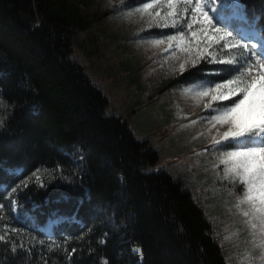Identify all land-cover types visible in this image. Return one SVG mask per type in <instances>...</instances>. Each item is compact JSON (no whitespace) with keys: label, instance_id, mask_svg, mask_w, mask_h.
<instances>
[{"label":"trees","instance_id":"1","mask_svg":"<svg viewBox=\"0 0 264 264\" xmlns=\"http://www.w3.org/2000/svg\"><path fill=\"white\" fill-rule=\"evenodd\" d=\"M240 1L264 32V0ZM89 3L0 0V199L15 193L21 205L0 210V234L20 253L0 241V264H227L193 193L147 172L159 152L106 114L108 97L71 58L75 34L92 24ZM196 69L169 84L221 75Z\"/></svg>","mask_w":264,"mask_h":264},{"label":"rangeland","instance_id":"2","mask_svg":"<svg viewBox=\"0 0 264 264\" xmlns=\"http://www.w3.org/2000/svg\"><path fill=\"white\" fill-rule=\"evenodd\" d=\"M150 2L90 0L88 6L81 5L92 24L75 34L71 58L84 66L93 84L108 97L106 114L125 113L126 119L131 118L127 120L136 137L148 140L159 152V161L147 172L165 171L193 193L213 223L212 235L221 245L227 264H264V205L259 189H253V200H249L248 184L229 159L231 149L215 144L226 126L213 117L223 110L220 105L229 101L213 102L212 109L205 107L210 96L202 93L214 89L213 79L189 86L169 84L181 74L180 65L191 67L193 59L201 60V52L212 54L210 64H225L238 58L235 42L232 49L219 46L218 38L208 40L200 34V28L205 26L198 22L191 29L185 26L181 37L171 27L172 18L166 19V0H157V4L145 10L143 4ZM182 6L180 0L177 7ZM243 10L237 2L225 11L220 25L237 39H244V34L235 30L233 20L244 16ZM245 27L252 29L254 25L249 22ZM157 33L175 39L169 42ZM260 96L264 97V93ZM222 143L252 146L259 141L239 139ZM15 212L18 213V207ZM56 223L50 219L42 229L50 230ZM133 253L139 255L141 250L134 248Z\"/></svg>","mask_w":264,"mask_h":264},{"label":"snow or ice","instance_id":"3","mask_svg":"<svg viewBox=\"0 0 264 264\" xmlns=\"http://www.w3.org/2000/svg\"><path fill=\"white\" fill-rule=\"evenodd\" d=\"M166 3L169 8L166 19L172 18L171 27L177 30L181 37L184 36L182 29L185 26L191 29L193 24L198 22L199 25L205 26L200 28V34L206 36L208 40L218 38L219 46L232 49L233 41L235 42L234 50L240 54L238 58L225 63L222 67L208 69L204 65L213 59L212 54L209 52L204 55L201 52V67L196 69L197 60L193 59L192 68L221 74L211 81L214 89L209 88L202 93L203 96H210V101L205 104L207 109L213 108V102L219 104L229 101L227 105H220L223 110L213 117L215 121L226 126V130L215 140V144L219 148L231 149L228 153L229 159L234 161L233 167L248 184V199L253 200L251 193L254 188H258L260 202L264 205V97L260 96L264 93V40L237 39L227 27H220L225 11L236 4L237 0H183V6L179 8L177 5L180 0H166ZM153 4H157V0L144 3L143 8L145 10L152 8ZM159 15L160 13L156 12V16ZM209 32L214 35H208ZM157 35H161L169 42L175 39V36L165 33ZM193 35L197 33L193 32ZM186 70L185 65L181 64V73ZM239 139L259 143L252 146L222 143ZM8 200L9 203L5 204L0 199V210L8 209L11 212L14 207L21 206L15 193L9 196ZM0 241H6L4 246L9 247L14 255L20 254L17 247L7 241L3 234H0ZM24 254L26 255V251Z\"/></svg>","mask_w":264,"mask_h":264},{"label":"built area","instance_id":"4","mask_svg":"<svg viewBox=\"0 0 264 264\" xmlns=\"http://www.w3.org/2000/svg\"><path fill=\"white\" fill-rule=\"evenodd\" d=\"M36 182L39 183L40 185H43V184H44V182H43V180H42V177H41L40 175H38V176L36 177Z\"/></svg>","mask_w":264,"mask_h":264},{"label":"crops","instance_id":"5","mask_svg":"<svg viewBox=\"0 0 264 264\" xmlns=\"http://www.w3.org/2000/svg\"><path fill=\"white\" fill-rule=\"evenodd\" d=\"M132 81H134V80H132ZM130 84H131V82H130ZM121 103H124V101H120ZM161 109H163V107H161ZM121 116H123L124 118L126 117V115H125V113H123ZM145 118V120H149V119H147L146 117H144ZM128 120L129 119H131V118H127ZM141 119H143V117L141 118ZM132 121V120H131ZM150 121V120H149ZM135 125V124H134ZM133 129V128H132Z\"/></svg>","mask_w":264,"mask_h":264},{"label":"bare ground","instance_id":"6","mask_svg":"<svg viewBox=\"0 0 264 264\" xmlns=\"http://www.w3.org/2000/svg\"><path fill=\"white\" fill-rule=\"evenodd\" d=\"M237 2H239V1L237 0Z\"/></svg>","mask_w":264,"mask_h":264}]
</instances>
